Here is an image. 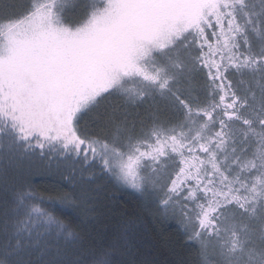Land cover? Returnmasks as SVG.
<instances>
[{
    "label": "snow or ice",
    "instance_id": "1",
    "mask_svg": "<svg viewBox=\"0 0 264 264\" xmlns=\"http://www.w3.org/2000/svg\"><path fill=\"white\" fill-rule=\"evenodd\" d=\"M149 217L264 264V0H0V264H159Z\"/></svg>",
    "mask_w": 264,
    "mask_h": 264
},
{
    "label": "trees",
    "instance_id": "2",
    "mask_svg": "<svg viewBox=\"0 0 264 264\" xmlns=\"http://www.w3.org/2000/svg\"><path fill=\"white\" fill-rule=\"evenodd\" d=\"M34 179L36 187L38 189H43L45 187L51 186L55 178H50L48 176H36ZM136 203L137 201L134 193H124L120 199V204L122 206H136ZM98 227L103 229L104 224L101 223L98 225ZM144 227L147 229V234L144 239L149 242L145 246V251H148L152 245H155V248L152 249L153 256L159 262V264H166L167 261L175 260L176 256L173 255L172 251L170 250L173 246H165L159 243V241L163 240L175 241L177 239L174 224L167 222H157L149 217ZM174 247L176 252L181 251L178 245H175ZM183 254L185 256L187 255L186 252Z\"/></svg>",
    "mask_w": 264,
    "mask_h": 264
}]
</instances>
